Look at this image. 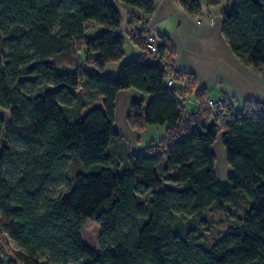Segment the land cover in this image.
I'll use <instances>...</instances> for the list:
<instances>
[{
    "label": "trees",
    "instance_id": "trees-1",
    "mask_svg": "<svg viewBox=\"0 0 264 264\" xmlns=\"http://www.w3.org/2000/svg\"><path fill=\"white\" fill-rule=\"evenodd\" d=\"M177 1L198 15L203 2L224 0ZM120 2L155 10L154 0H0V251L19 264H264V103L246 99L242 112L231 106L215 118L207 88L171 65V37L155 34L150 50L153 31L139 28L146 18L130 11L124 31ZM221 29L235 56L264 76V0H230ZM125 35L141 52L109 75L107 64L126 54ZM80 49L75 69L58 68ZM129 88L150 94L131 102V127L166 130L143 152L124 142L128 152L116 160V98ZM184 95L195 96L198 110L186 108ZM218 139L226 179L216 171ZM240 197L248 206L236 213ZM207 209L234 218L211 241L188 220ZM88 220L100 223L98 247L84 239Z\"/></svg>",
    "mask_w": 264,
    "mask_h": 264
},
{
    "label": "crops",
    "instance_id": "crops-1",
    "mask_svg": "<svg viewBox=\"0 0 264 264\" xmlns=\"http://www.w3.org/2000/svg\"><path fill=\"white\" fill-rule=\"evenodd\" d=\"M154 1L155 10L149 15H145L141 10L123 2L118 3V5L122 10L124 9L126 11H132L137 13L138 16L145 17L150 25L151 30L155 34H167L170 36L175 46V67L180 70L194 73L198 78L199 87H206L211 97L214 96L210 94L209 88H211L213 85H218L221 75L217 73L214 79L211 80L209 73L202 74L194 67V58L195 56L200 55V52L198 55H196L198 51H202L204 58L212 59L211 62H213L215 70H224L226 73H230L235 79V84H237V87L234 86L235 89H221L222 97L226 96L224 95V92L230 94V97H232L230 100L232 101L233 107L234 104L236 107V103L239 105H244V101L246 99H256L264 103L263 74L252 68L243 69L242 65L246 64L242 63L235 56L222 33V10L230 0H224L222 3L217 5H208L203 2L202 10L198 15L189 13L177 0ZM140 52L141 49L138 51V54ZM228 59L238 69L231 68L229 65H227L226 61ZM212 71L213 70L210 72ZM226 80L229 81V79ZM123 93H126V95L129 93L131 102L141 99H143L145 102H148L150 99V94L144 93L143 91L136 88L121 90L117 94L116 108ZM163 126L166 130V125L161 124L162 129ZM130 128L133 130V132H131L132 141H125L127 148L130 150V152L145 151V148L148 144H143L141 142V133L146 131V129L139 131L132 127ZM121 137L123 138V136ZM213 149L216 152L215 144ZM224 150L225 149L222 146V151ZM216 171L221 179H226L230 170L228 169V171L219 173V169L216 164Z\"/></svg>",
    "mask_w": 264,
    "mask_h": 264
},
{
    "label": "rangeland",
    "instance_id": "rangeland-1",
    "mask_svg": "<svg viewBox=\"0 0 264 264\" xmlns=\"http://www.w3.org/2000/svg\"><path fill=\"white\" fill-rule=\"evenodd\" d=\"M129 12L130 11H126L123 9V15H124V21H123L124 29L123 30L124 31L126 30V27L128 24ZM99 31L100 30H99V27L97 25H95L93 23L90 24L89 29H88V33L90 35H96ZM124 39H125L126 54L121 60L110 62V64L109 63L107 64L106 73L109 75H116L118 73L120 66L125 61L133 59L134 57H136L138 54V51L140 50L139 47L136 46L130 40L129 36L125 35ZM199 52H200V55H198ZM76 53L80 56L81 59L85 58L84 49H80L79 51L76 50L75 52L72 51L70 53H66L65 55H62V61L59 62L58 68H60L62 70H73V69H75L76 68ZM196 55H198V56H195L194 61H193V65L200 73H202V74H205V73L208 74L209 73L211 80L214 79V77L217 73H219L221 75V77L219 78L218 85H213L211 88H209L210 94L213 95L214 98L222 97L221 96V94H222L221 89H223V90L224 89L225 90L226 89H235L234 86L237 87V84H235V79L233 78V76L230 73L229 74L226 73L224 70H221V71L215 70L214 66H213V62H211L212 59L204 58L203 57L204 54L202 53V51H198V53ZM201 57H203V58H201ZM226 63L231 68L238 69L229 59L226 61ZM171 65L174 66L173 63H171ZM242 66H243V69L244 68H252V69L256 70L253 66H250V65H242ZM211 70H213V71L210 72ZM173 77L174 76L171 75L170 79H172L173 83H174ZM226 79H229V81H231V82L227 81ZM193 82H195L194 78H193ZM197 82H198L197 85L199 87V81H197ZM79 92L83 94L84 99L92 98V96L89 94V92L85 91L82 88L79 89ZM127 94L128 95H126V93H123L120 101H118L117 108H116L115 128L120 132L119 133L120 136H123V138L121 137L120 141L115 142V144H113V150L111 149V153L116 160H121V158H123L122 157L123 154L125 155L128 152V149L125 147L124 142L125 141H132V133L131 132H133V130L130 128L131 125L129 124V121H128V114H129L130 105H131L130 104V102H131L130 98L131 97H130L129 93H127ZM224 95H226L224 97V99H225V102L227 103V107H226V110H224L223 112H227L230 110L231 106H233L232 101L230 100V99H232V97H230V94L225 93V92H224ZM204 97H205L204 105L210 110L211 114L212 113L214 114V117H215L217 115V113L222 109L213 111L210 107H208L206 105L207 100L209 98H211V96L209 95V93H205L203 98ZM183 100H184V104H185L186 108L189 111L198 110L199 102L196 100L194 95H184ZM99 101H100V99H98V97H97L94 100V103H99ZM234 107H235V104H234ZM243 107H244V105H241V104L239 105L238 103H236L235 111L236 112H238V111L242 112ZM3 111L7 115L9 114L7 110H3ZM202 112H204V111H202ZM204 115H207V113L204 112ZM221 117H222V115L220 114L219 116L217 115L215 118H221ZM141 131H143V130H141ZM163 135H165V127L164 126L162 129L161 124H148L146 131L141 133V142L143 144L149 145L152 141H157ZM114 146H115V148H114ZM222 146L223 145H222L221 140L218 139L215 142V150L217 152L216 153L217 154L216 164H217V167L219 169V173L223 172V171H228V169L230 170V165L227 162L226 153L224 152L225 150L222 151ZM78 167H79L78 161L75 159H72V161L70 163V172L73 173ZM66 188H67V186L63 183V184H60L59 186H57L53 190H54V192H57V191L59 192L61 190H65ZM247 206H248V202L246 201V199L240 197L238 201H236L235 203L232 204V210H234L236 213H240V212H243V210ZM188 220L192 221V224H195L196 226H198V228L203 232L206 240L211 241L214 239V237L219 235L230 223H232L234 221V218L232 215H228V214H226L222 211H219L217 209L216 210L215 209H207V210H205V211H203V212H201V213H199L193 217L188 218ZM99 230H100V223L97 221L88 220L84 225V228H83L84 239L93 247L99 246V244H98ZM8 241H9V244L12 248H18L19 244L17 243V241L12 236H10V235L8 236ZM2 254H4V256ZM0 256H2V258H3V264H19V262L11 256L10 251H8V253H7V251L1 250Z\"/></svg>",
    "mask_w": 264,
    "mask_h": 264
},
{
    "label": "built area",
    "instance_id": "built-area-1",
    "mask_svg": "<svg viewBox=\"0 0 264 264\" xmlns=\"http://www.w3.org/2000/svg\"><path fill=\"white\" fill-rule=\"evenodd\" d=\"M139 28L143 29V30L151 29L148 22L139 24ZM147 45H148L150 50L156 51V49H157V38H156L155 33L152 32L151 34L148 35ZM172 84H173V80L169 78L167 81V85L171 86ZM206 105L208 107H210L213 111H216L219 109H225L226 110V107H227V103L225 102L224 97H219V98L211 97L207 100Z\"/></svg>",
    "mask_w": 264,
    "mask_h": 264
},
{
    "label": "water",
    "instance_id": "water-1",
    "mask_svg": "<svg viewBox=\"0 0 264 264\" xmlns=\"http://www.w3.org/2000/svg\"><path fill=\"white\" fill-rule=\"evenodd\" d=\"M21 264H24V263H21Z\"/></svg>",
    "mask_w": 264,
    "mask_h": 264
}]
</instances>
